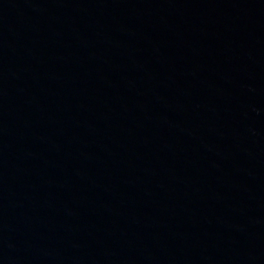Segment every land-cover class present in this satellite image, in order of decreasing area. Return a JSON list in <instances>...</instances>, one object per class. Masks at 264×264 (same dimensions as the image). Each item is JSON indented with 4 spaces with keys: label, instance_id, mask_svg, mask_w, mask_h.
Segmentation results:
<instances>
[{
    "label": "water",
    "instance_id": "obj_1",
    "mask_svg": "<svg viewBox=\"0 0 264 264\" xmlns=\"http://www.w3.org/2000/svg\"><path fill=\"white\" fill-rule=\"evenodd\" d=\"M0 264H264V0H0Z\"/></svg>",
    "mask_w": 264,
    "mask_h": 264
}]
</instances>
